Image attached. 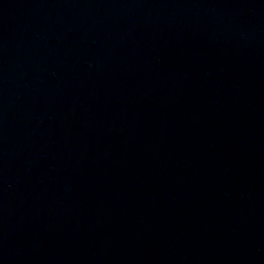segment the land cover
Masks as SVG:
<instances>
[{"label":"water","instance_id":"water-1","mask_svg":"<svg viewBox=\"0 0 264 264\" xmlns=\"http://www.w3.org/2000/svg\"><path fill=\"white\" fill-rule=\"evenodd\" d=\"M0 264H264V0H0Z\"/></svg>","mask_w":264,"mask_h":264}]
</instances>
